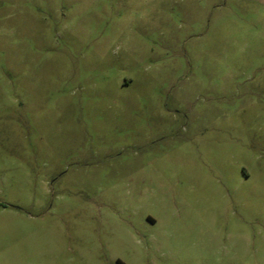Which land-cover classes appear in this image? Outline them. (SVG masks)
<instances>
[{
	"label": "rangeland",
	"instance_id": "374dc122",
	"mask_svg": "<svg viewBox=\"0 0 264 264\" xmlns=\"http://www.w3.org/2000/svg\"><path fill=\"white\" fill-rule=\"evenodd\" d=\"M0 264H264V0H0Z\"/></svg>",
	"mask_w": 264,
	"mask_h": 264
}]
</instances>
